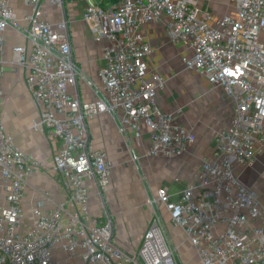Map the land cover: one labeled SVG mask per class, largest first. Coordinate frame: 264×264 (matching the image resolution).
I'll list each match as a JSON object with an SVG mask.
<instances>
[{"label":"built area","instance_id":"2783aa9c","mask_svg":"<svg viewBox=\"0 0 264 264\" xmlns=\"http://www.w3.org/2000/svg\"><path fill=\"white\" fill-rule=\"evenodd\" d=\"M23 1L30 9L23 16L26 44L13 48L12 62L24 68L38 124L57 143L52 162L64 199L25 220L29 158L0 122V264H175L160 205L200 264H264V197L237 170L264 153V0H230L234 13L214 21L201 0H83L81 19L102 41L105 60L101 95L88 101L74 91L82 72L73 59L64 0ZM48 5L56 8L55 18L48 16ZM161 19L170 40L189 48L181 56L184 69L222 89L232 115L176 200L156 190L138 246L124 250L106 212L89 216L86 178L105 191L110 164L106 150L90 144L86 120L109 112L124 133L138 138L147 129L150 156L178 155L195 141L193 130L156 101L164 81L149 69L154 49L143 30ZM11 26H18L11 0H0V80L4 33ZM131 159H138L133 150Z\"/></svg>","mask_w":264,"mask_h":264},{"label":"crops","instance_id":"0c3cea01","mask_svg":"<svg viewBox=\"0 0 264 264\" xmlns=\"http://www.w3.org/2000/svg\"><path fill=\"white\" fill-rule=\"evenodd\" d=\"M64 3L73 59L82 72L74 91L81 100L88 101L96 94L101 95L99 69L105 63L103 43L81 19L85 2L64 0ZM201 4L210 12L213 21L235 11L230 0H201ZM11 6L18 26L9 27L4 33L0 122L29 158L31 172L24 182L22 209L25 220L31 221L62 201L64 192L52 162L57 143L38 124L39 110L26 85L24 68L12 62L13 48L26 44L23 16L30 9L23 0H11ZM45 10L49 17L51 14L55 18L54 6H45ZM165 23L162 19L154 21L143 30L145 40L154 49L147 58L149 69L158 72L164 81L163 87L156 91V101L163 111L175 112L177 119L193 130L195 141L181 154L150 156L146 154L149 144L147 129H143L138 138L130 130L124 133L109 112L86 120L90 144L95 148H104L110 164V181L105 191L99 192L95 179L86 178L89 216H100L106 212L113 221L116 243L124 250L138 246L152 212L147 208L142 213V200H138L135 193L134 188L137 187L140 198L143 197L141 183L136 179L129 161L131 150L138 154L137 164L140 167L137 171L145 178L148 199L157 189L163 188L170 199L176 200L195 178L201 161L211 155L216 132L227 126L232 115V102L223 95L222 89L213 86L203 75L184 69L181 56L189 52V48L182 42L170 40ZM96 89L98 92H95ZM237 170L240 179L254 186L264 197V153L257 156L251 167ZM162 206L160 209L163 212ZM163 217L167 220L165 227L173 247L185 258L189 257L192 264L194 261L200 264L182 229L170 223L167 216Z\"/></svg>","mask_w":264,"mask_h":264},{"label":"rangeland","instance_id":"374dc122","mask_svg":"<svg viewBox=\"0 0 264 264\" xmlns=\"http://www.w3.org/2000/svg\"><path fill=\"white\" fill-rule=\"evenodd\" d=\"M64 10H65V5H64ZM65 13H66V10H65ZM130 159H131V156H130ZM130 159H129V161H130V164L132 165V167L134 169V172H135V175H136V179L139 180L140 183H141V191H142L141 193H142L143 197L140 198L137 187H135L134 190H135V193H136V195L138 197V200L139 199L142 200V203H141L142 213L144 214L146 212V209L150 208V212L152 211L151 212V216H152L154 208H153V206L151 204V200H152L153 196H155V194L150 196L149 199H148V196L146 194V188H145V185H146L145 184V178H144V176L142 174H140L139 171H137V170H139L138 168L140 167V165L137 164L138 162H134L132 159L131 160ZM161 206L162 205H160L158 207V215H159L160 220L162 222L164 235H165V237H166V239L168 241V244L173 248V252H174L173 253L174 254L173 255V260H174V263L175 264H192L189 257L185 258L184 256L181 255L180 252H178L176 250L175 247H173V244L171 243V241L169 239V236H168L167 227H165L167 220H165L164 217H163V215L167 216L168 221H170L169 220V216H168V212L165 210L164 206H162V207L164 208L165 211L162 212L161 209H160ZM151 216L149 215V220L151 219ZM149 220L147 222V226L149 224ZM193 264H197V263L194 261Z\"/></svg>","mask_w":264,"mask_h":264},{"label":"snow or ice","instance_id":"6c2138e0","mask_svg":"<svg viewBox=\"0 0 264 264\" xmlns=\"http://www.w3.org/2000/svg\"><path fill=\"white\" fill-rule=\"evenodd\" d=\"M233 75H235V73H232Z\"/></svg>","mask_w":264,"mask_h":264},{"label":"trees","instance_id":"16d2710c","mask_svg":"<svg viewBox=\"0 0 264 264\" xmlns=\"http://www.w3.org/2000/svg\"><path fill=\"white\" fill-rule=\"evenodd\" d=\"M114 1V0H113ZM103 3V2H102Z\"/></svg>","mask_w":264,"mask_h":264}]
</instances>
